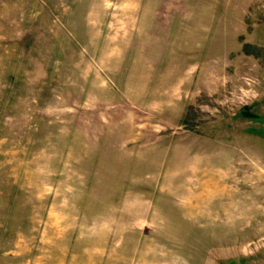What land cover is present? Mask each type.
Segmentation results:
<instances>
[{
  "label": "rangeland",
  "instance_id": "obj_1",
  "mask_svg": "<svg viewBox=\"0 0 264 264\" xmlns=\"http://www.w3.org/2000/svg\"><path fill=\"white\" fill-rule=\"evenodd\" d=\"M0 264H264V0H0Z\"/></svg>",
  "mask_w": 264,
  "mask_h": 264
},
{
  "label": "trees",
  "instance_id": "obj_2",
  "mask_svg": "<svg viewBox=\"0 0 264 264\" xmlns=\"http://www.w3.org/2000/svg\"><path fill=\"white\" fill-rule=\"evenodd\" d=\"M246 116H251V114H249V113H246Z\"/></svg>",
  "mask_w": 264,
  "mask_h": 264
}]
</instances>
